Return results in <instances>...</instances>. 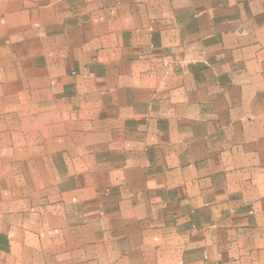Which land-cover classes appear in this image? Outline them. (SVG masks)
Listing matches in <instances>:
<instances>
[{"label":"crops","instance_id":"obj_1","mask_svg":"<svg viewBox=\"0 0 264 264\" xmlns=\"http://www.w3.org/2000/svg\"><path fill=\"white\" fill-rule=\"evenodd\" d=\"M0 264H264V0H0Z\"/></svg>","mask_w":264,"mask_h":264},{"label":"rangeland","instance_id":"obj_2","mask_svg":"<svg viewBox=\"0 0 264 264\" xmlns=\"http://www.w3.org/2000/svg\"><path fill=\"white\" fill-rule=\"evenodd\" d=\"M13 186L15 187V184H14ZM24 186H25V187H30V186H32V185H31V184H30V185L27 184V185H24ZM13 192H15L14 189H13ZM12 203H15V201L12 202Z\"/></svg>","mask_w":264,"mask_h":264}]
</instances>
